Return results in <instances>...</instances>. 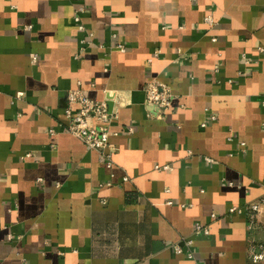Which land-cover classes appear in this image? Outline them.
<instances>
[{"label":"crops","instance_id":"obj_1","mask_svg":"<svg viewBox=\"0 0 264 264\" xmlns=\"http://www.w3.org/2000/svg\"><path fill=\"white\" fill-rule=\"evenodd\" d=\"M261 48L264 0H0V264H256L229 209L264 196ZM76 87L118 112L112 169L66 131ZM184 237L192 259L170 247Z\"/></svg>","mask_w":264,"mask_h":264},{"label":"built area","instance_id":"obj_2","mask_svg":"<svg viewBox=\"0 0 264 264\" xmlns=\"http://www.w3.org/2000/svg\"><path fill=\"white\" fill-rule=\"evenodd\" d=\"M75 22L79 32L84 34L81 38V52L85 51L93 44L94 33L87 30L86 26L82 23L81 16H75ZM204 22L208 25H213L214 19L212 16H206ZM32 25H25L24 30H31ZM215 40V38H214ZM100 47H103L100 45ZM115 47L120 51H125L126 47L122 43H118ZM264 51L263 48H261ZM159 50H156L157 55ZM33 64L38 61L37 54L30 55ZM151 61V60H150ZM16 99L23 97L22 92H17ZM173 100V94L170 86L157 80H151L147 84L146 88V104L152 107L157 113V117H164L171 108ZM65 116L68 120L66 131L70 134L81 139L88 148L96 150L99 153V160L108 168L114 167V144L110 142V136L116 134L111 130L112 122L117 118L118 112L115 107L110 108L108 99L97 101L87 95L85 90L80 87L72 88L68 91L66 97ZM212 119H216L215 114H211ZM205 126V123L202 124ZM54 133V130H50ZM242 147H245V143H241ZM27 153L25 156H30ZM157 170H170L169 165H156ZM128 180L127 177L124 178ZM264 211V196L258 200L247 204L246 206H232L229 209V213H243L248 216L249 231V244L247 257L252 263L264 264V241H259L253 235V231L259 228L264 229V225L259 222V214ZM212 218L216 219L217 215L212 214ZM212 232L211 224H202L197 222L194 226V234L209 235ZM194 239L191 237H184L178 242H174L170 247L176 254H185L188 258H194L192 251V245Z\"/></svg>","mask_w":264,"mask_h":264},{"label":"water","instance_id":"obj_3","mask_svg":"<svg viewBox=\"0 0 264 264\" xmlns=\"http://www.w3.org/2000/svg\"><path fill=\"white\" fill-rule=\"evenodd\" d=\"M109 105L111 106L112 104H111V103H109Z\"/></svg>","mask_w":264,"mask_h":264}]
</instances>
